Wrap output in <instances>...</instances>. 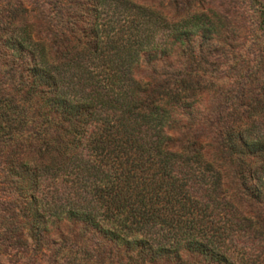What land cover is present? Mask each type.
Instances as JSON below:
<instances>
[{
  "label": "trees",
  "instance_id": "trees-1",
  "mask_svg": "<svg viewBox=\"0 0 264 264\" xmlns=\"http://www.w3.org/2000/svg\"><path fill=\"white\" fill-rule=\"evenodd\" d=\"M108 9L133 20L109 28ZM173 13L54 0L52 38L0 35V264L17 245L49 264H264V39L217 49L213 14Z\"/></svg>",
  "mask_w": 264,
  "mask_h": 264
},
{
  "label": "rangeland",
  "instance_id": "rangeland-1",
  "mask_svg": "<svg viewBox=\"0 0 264 264\" xmlns=\"http://www.w3.org/2000/svg\"><path fill=\"white\" fill-rule=\"evenodd\" d=\"M131 2L150 7L159 15L166 17L173 16L175 10L179 11L188 6L209 15L213 14L215 16L213 18L219 19L220 25H225L227 31V35L221 37L217 43V49L231 45L241 50L246 44L264 39V0H131ZM53 9L54 0H0V35L4 33L9 23L13 22L12 26L16 27L17 24L26 22L33 33L52 38L47 23ZM100 20L109 28H114L127 26L133 18L129 13L108 9L104 11ZM260 68L261 76L264 78V63ZM206 87L208 86L201 85L204 90H207ZM4 250L3 256L10 264H49L51 259V254L46 249L37 251L35 248L17 245ZM73 264L88 263L77 260ZM108 264L116 263L110 261Z\"/></svg>",
  "mask_w": 264,
  "mask_h": 264
}]
</instances>
